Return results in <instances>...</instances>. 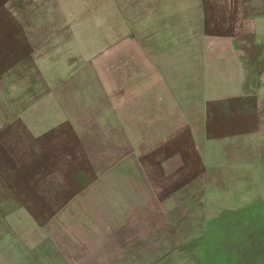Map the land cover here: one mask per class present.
Segmentation results:
<instances>
[{
    "label": "rangeland",
    "instance_id": "obj_1",
    "mask_svg": "<svg viewBox=\"0 0 264 264\" xmlns=\"http://www.w3.org/2000/svg\"><path fill=\"white\" fill-rule=\"evenodd\" d=\"M12 1L27 23L0 15V244L60 223L96 254L112 223L113 264H264V125L216 44L264 0ZM45 112L64 123L34 139L23 121Z\"/></svg>",
    "mask_w": 264,
    "mask_h": 264
},
{
    "label": "crops",
    "instance_id": "obj_2",
    "mask_svg": "<svg viewBox=\"0 0 264 264\" xmlns=\"http://www.w3.org/2000/svg\"><path fill=\"white\" fill-rule=\"evenodd\" d=\"M9 9H11L12 13H10ZM2 13L7 14V18L15 24L22 22L23 25H26L27 23V19L18 17L17 4L12 0H3V2L0 0V15ZM247 22V31L240 32L238 36L234 34L232 37L234 38V42L225 40L226 38L223 37L224 42L218 39L216 44H218L217 50L220 53H223L225 56H232L233 59L232 62L226 64L224 69L248 72L247 89L244 90V93L252 104L251 116L255 120L256 128L258 127V120H260V124L264 125V11L249 14ZM24 37L33 38L38 36L36 32L26 30ZM221 43H223V46H221ZM43 113L33 126L29 127L28 123L23 121L26 133L34 139L44 136L51 130L59 129L60 125L64 123L60 124V115H58L59 118L57 117V120H52L49 112H45V115ZM21 119L23 120V116H21ZM251 135L257 138L258 128L254 129ZM253 149L254 147H252ZM244 165L241 164L240 168ZM256 165L257 163L250 161L248 166H252V170H254ZM73 196L74 194H70L63 197L60 207H55L54 210H45L43 213H66L71 208L69 202L73 200ZM18 207L20 209L19 213L22 214L31 215L37 213L29 211L26 205ZM54 226L62 227L60 228V234L54 235L50 232ZM15 227L12 228L10 226L6 233L2 235L0 264H113V232L120 230L118 228L113 230L112 223L105 224L104 229L110 232L108 235L110 243L104 249L98 250L96 254H92V250H88L87 248L82 249L81 239L74 238L71 233V229L73 228H70V225L34 223L30 226L19 224ZM36 231H40L41 233L34 234L33 232ZM115 239L117 238L115 237ZM120 245L124 246L125 244L121 243ZM116 261L119 262L118 259Z\"/></svg>",
    "mask_w": 264,
    "mask_h": 264
}]
</instances>
